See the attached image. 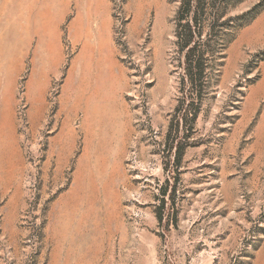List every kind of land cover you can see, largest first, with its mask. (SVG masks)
<instances>
[{"label":"rangeland","instance_id":"374dc122","mask_svg":"<svg viewBox=\"0 0 264 264\" xmlns=\"http://www.w3.org/2000/svg\"><path fill=\"white\" fill-rule=\"evenodd\" d=\"M0 0V264H264V0Z\"/></svg>","mask_w":264,"mask_h":264},{"label":"trees","instance_id":"16d2710c","mask_svg":"<svg viewBox=\"0 0 264 264\" xmlns=\"http://www.w3.org/2000/svg\"><path fill=\"white\" fill-rule=\"evenodd\" d=\"M194 0H182V5L179 11V32L178 37L183 49H187V73L195 80V78L202 77L204 74L203 57L197 54V43L194 41L195 31L189 16L192 13ZM205 0H195L198 4L195 11L196 22L204 10Z\"/></svg>","mask_w":264,"mask_h":264}]
</instances>
